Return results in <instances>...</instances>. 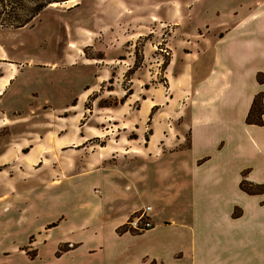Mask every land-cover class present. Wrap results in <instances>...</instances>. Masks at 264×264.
Here are the masks:
<instances>
[{
    "label": "rangeland",
    "instance_id": "obj_1",
    "mask_svg": "<svg viewBox=\"0 0 264 264\" xmlns=\"http://www.w3.org/2000/svg\"><path fill=\"white\" fill-rule=\"evenodd\" d=\"M66 1L21 28L0 27V72H19L0 101V155L9 151L0 166V264H133L148 241L116 238L105 222L94 236L80 217L102 212L101 188L113 196L114 185H125L115 172L127 168L129 152L165 137L169 147L189 148V104L200 83L211 94L202 81L214 58L229 71L227 99L239 92V70L262 68L254 78L264 79V0ZM249 109L245 124L264 125L263 91ZM249 172L240 171V189L264 193ZM90 234L105 248L67 243Z\"/></svg>",
    "mask_w": 264,
    "mask_h": 264
},
{
    "label": "crops",
    "instance_id": "obj_2",
    "mask_svg": "<svg viewBox=\"0 0 264 264\" xmlns=\"http://www.w3.org/2000/svg\"><path fill=\"white\" fill-rule=\"evenodd\" d=\"M214 63L208 79L202 81L208 83L209 90L211 86V94L203 96L204 84L200 83L198 97L195 92L192 96L196 100L189 104V148L169 147V137H165L160 147L149 145L129 152L134 157L127 160V168L115 174L130 180H125L124 186L114 185L113 196L109 188H101L97 207L101 206L102 212L80 217L81 224L95 231L94 236L105 222L116 238L148 241L147 246L135 249L133 264L153 260L157 264H264V193L248 194L239 187L240 171L246 168H250L248 181L264 183V159H252L253 155L264 157V147L257 146L260 140L264 145V125L245 124L253 96L264 92V84L254 78L262 68L239 70V92L227 99L229 71L218 64V57ZM18 75L19 72L1 70L0 101ZM208 95L212 97L209 100ZM186 109L185 106L184 113ZM8 153L6 150L0 155V166L9 161ZM186 153L190 155L188 160L180 156ZM98 158L93 168L103 175L107 172L105 160ZM129 162L137 167L131 169ZM5 170L6 167L0 170V176ZM151 183L153 188H149ZM137 184L146 186L138 188ZM143 205L150 206L154 226L142 233L123 231L128 217ZM235 207L241 211L237 217L232 216ZM67 241L71 247L93 252L105 248L103 240L93 242L91 234ZM95 264L101 263L96 260Z\"/></svg>",
    "mask_w": 264,
    "mask_h": 264
},
{
    "label": "trees",
    "instance_id": "obj_3",
    "mask_svg": "<svg viewBox=\"0 0 264 264\" xmlns=\"http://www.w3.org/2000/svg\"><path fill=\"white\" fill-rule=\"evenodd\" d=\"M66 0H0V27L8 28H21L27 25L38 13L46 6L52 3L64 2ZM260 82H264V79L256 77ZM258 96V95H257ZM256 98L252 102L254 106ZM252 113V109H249L247 114V121L249 122V116ZM257 124H261L258 121ZM259 185V184H257ZM248 192L245 189H242ZM251 194L256 191L249 192ZM149 264H155L151 261Z\"/></svg>",
    "mask_w": 264,
    "mask_h": 264
},
{
    "label": "built area",
    "instance_id": "obj_4",
    "mask_svg": "<svg viewBox=\"0 0 264 264\" xmlns=\"http://www.w3.org/2000/svg\"><path fill=\"white\" fill-rule=\"evenodd\" d=\"M149 211L150 206H146L143 209L135 211L132 215H130L124 225L128 230L134 233L145 232L153 226V222L148 214Z\"/></svg>",
    "mask_w": 264,
    "mask_h": 264
},
{
    "label": "bare ground",
    "instance_id": "obj_5",
    "mask_svg": "<svg viewBox=\"0 0 264 264\" xmlns=\"http://www.w3.org/2000/svg\"><path fill=\"white\" fill-rule=\"evenodd\" d=\"M68 1H70V0H68ZM67 2V1H66ZM53 5V4H52Z\"/></svg>",
    "mask_w": 264,
    "mask_h": 264
}]
</instances>
